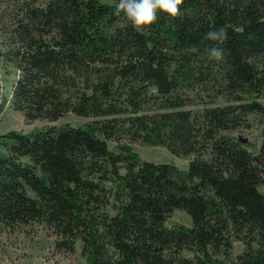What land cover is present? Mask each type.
<instances>
[{
	"label": "trees",
	"instance_id": "1",
	"mask_svg": "<svg viewBox=\"0 0 264 264\" xmlns=\"http://www.w3.org/2000/svg\"><path fill=\"white\" fill-rule=\"evenodd\" d=\"M115 3L0 0L12 107L92 118L0 134V228L42 224L89 264H264V165L231 134L264 116V0H183L143 31ZM217 26L220 61L205 36ZM135 142L188 167L145 160ZM175 209L192 224H167Z\"/></svg>",
	"mask_w": 264,
	"mask_h": 264
},
{
	"label": "rangeland",
	"instance_id": "2",
	"mask_svg": "<svg viewBox=\"0 0 264 264\" xmlns=\"http://www.w3.org/2000/svg\"><path fill=\"white\" fill-rule=\"evenodd\" d=\"M101 1L113 4L116 0ZM18 77L19 72L10 65L5 66L3 57L0 55V134L9 130H20L27 133L65 124L78 126L92 119L68 112L56 120L47 118L27 120L23 113L15 110L11 104L13 84ZM258 100L264 103V97ZM249 125L250 127L232 130L231 134L245 142L256 161L264 165V116L251 115ZM107 142L110 147H114L115 142L111 140ZM132 147L145 160L172 162L181 169L188 167L190 157L174 155L163 145H146L135 142L132 143ZM0 150L4 151L3 148ZM261 190H263L262 187ZM172 223L191 225L192 220L185 210L175 209L167 220V224ZM55 240L56 237L50 229L39 223L2 227L0 228V264H89L82 253L80 241L77 242L75 251L67 252L58 251L55 247ZM242 249L243 244L240 241L234 243V254L240 253Z\"/></svg>",
	"mask_w": 264,
	"mask_h": 264
},
{
	"label": "clouds",
	"instance_id": "3",
	"mask_svg": "<svg viewBox=\"0 0 264 264\" xmlns=\"http://www.w3.org/2000/svg\"><path fill=\"white\" fill-rule=\"evenodd\" d=\"M182 3L183 0H116L113 11L115 15H123L137 31H143L157 20L160 12L171 17L180 15ZM205 36L214 42L208 49V55L220 61L225 51L220 44L227 38V29L224 26L210 27Z\"/></svg>",
	"mask_w": 264,
	"mask_h": 264
}]
</instances>
